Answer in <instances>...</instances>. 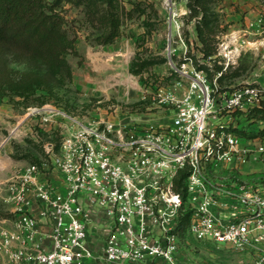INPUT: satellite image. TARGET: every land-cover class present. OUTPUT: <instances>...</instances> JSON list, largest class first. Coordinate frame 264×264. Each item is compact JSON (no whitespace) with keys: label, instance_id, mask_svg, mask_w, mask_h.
<instances>
[{"label":"built area","instance_id":"obj_1","mask_svg":"<svg viewBox=\"0 0 264 264\" xmlns=\"http://www.w3.org/2000/svg\"><path fill=\"white\" fill-rule=\"evenodd\" d=\"M233 50L224 40L217 55L228 64ZM182 71L188 84L158 88L155 106L174 109L169 121L139 108L91 118L49 104L33 110L38 132L58 131V142H43L48 163L6 181L12 214L0 217V264H88L96 222L108 264H229L187 255V245L206 242L237 253L233 264H264V189L221 175L264 154V136L211 118L260 108L264 76L260 85L221 90L223 69L213 80L203 69ZM53 122L55 130L44 128Z\"/></svg>","mask_w":264,"mask_h":264},{"label":"rangeland","instance_id":"obj_2","mask_svg":"<svg viewBox=\"0 0 264 264\" xmlns=\"http://www.w3.org/2000/svg\"><path fill=\"white\" fill-rule=\"evenodd\" d=\"M97 3L96 0H65L59 5L62 28L72 40L67 49L53 44L56 48L26 51L31 61L25 59L23 51L9 49L8 62L14 69L42 73L54 69L66 74L63 58L71 67L72 78L54 85L51 91L44 88L28 96L0 95V217L12 214L5 200L7 179L31 163H48L43 142L50 136L57 142L58 131L43 129L38 132L41 116L33 110L39 105L47 103L63 107L83 118L113 117L116 113L122 117L139 108L143 114L140 116L151 121H169L174 109L155 106L158 88L174 85L179 80L188 84L182 70L203 69L213 80L217 66H222L221 90L247 82L259 85L263 82V78L254 73L262 68L259 65L262 48L244 44L252 34L245 30L246 24L251 26L261 17L264 0H216L213 5L215 14L211 20L215 25L209 33L210 45L217 48L218 54L222 41L238 42V45L233 43L234 56L228 64L222 55L204 57L195 19H190L185 0H114L115 28L108 19L101 17ZM115 29L119 35L107 43V37ZM263 36L259 35V38ZM59 52H62L61 59L57 56ZM133 60L136 61L134 67ZM115 108L118 112H113ZM254 112L255 109L214 111L215 117L211 118L217 117L218 121L230 124L232 129H247L254 124L253 129L263 130L264 119L249 122L248 117ZM55 126L53 122L44 128L55 130ZM242 170L225 169L221 175L252 188L264 189V154L254 158ZM57 175L54 172V176ZM185 249L191 258L216 263L233 264L238 257L237 253L208 242L199 247L190 244Z\"/></svg>","mask_w":264,"mask_h":264},{"label":"trees","instance_id":"obj_3","mask_svg":"<svg viewBox=\"0 0 264 264\" xmlns=\"http://www.w3.org/2000/svg\"><path fill=\"white\" fill-rule=\"evenodd\" d=\"M65 0H0V95L14 93L20 96H28L39 89L52 90L54 85L62 83L65 79L71 80V67L66 60V74L59 73L58 70L49 69L46 72H40L32 69L18 70L9 65V49L15 48L18 51L34 49H45L55 45L67 49L71 39L62 28V18L58 11L59 5ZM76 2L80 0H67ZM96 4L101 17L108 19L114 28L117 14L112 11L114 0H96ZM179 1V0H177ZM216 0H185L188 7L190 19H195L196 30L201 40L202 52L204 57H212L217 54V48L212 47L209 41L210 31L215 22L211 20L215 14L214 4ZM119 35L117 30L110 32L106 42H112ZM56 48V47H55ZM61 50V51H62ZM62 52L57 55L59 59ZM25 59L31 61L29 55ZM49 67H52L47 63ZM136 64L133 60L132 66ZM218 70L222 66H217ZM139 72L140 70H134ZM223 75L219 78L220 82ZM47 104V103H46ZM41 104L39 106H42ZM251 123L258 119H264V104L255 109L249 117ZM237 133L243 136L256 137L261 136L264 132L258 128H235ZM55 139V138H53ZM58 142V137H56ZM186 172H182L177 179L178 186L182 185V180Z\"/></svg>","mask_w":264,"mask_h":264},{"label":"crops","instance_id":"obj_4","mask_svg":"<svg viewBox=\"0 0 264 264\" xmlns=\"http://www.w3.org/2000/svg\"><path fill=\"white\" fill-rule=\"evenodd\" d=\"M259 23H262L263 26H261V24H259ZM246 27H247V29H245V30H249L250 33H252V34L250 35V37H249L250 39L247 40V42H246V44H244V46L254 47V48L261 47L262 48L261 51L264 54V36H263V33H264L263 32L264 31V12L261 15V17L256 20L255 24H251V26H250V23H249L248 25L246 24ZM259 35H261L263 37L259 38ZM233 43L238 45V42H236V40H234L232 42V45H233ZM263 54H261L260 59H259V61H260L259 65L262 68H260V69L256 68L257 70L254 72V73H258L259 74L258 76L261 78H263V76H264V55ZM253 125L250 126L251 129H253L252 128ZM105 233H106V231H104L102 229L101 223L96 222L92 225L90 241H91V244L95 250V257L90 259L88 261V264H108V262L104 258V254L102 252V242H103L102 236Z\"/></svg>","mask_w":264,"mask_h":264},{"label":"water","instance_id":"obj_5","mask_svg":"<svg viewBox=\"0 0 264 264\" xmlns=\"http://www.w3.org/2000/svg\"><path fill=\"white\" fill-rule=\"evenodd\" d=\"M171 2H172V0H170ZM173 9L171 8V11H172Z\"/></svg>","mask_w":264,"mask_h":264}]
</instances>
